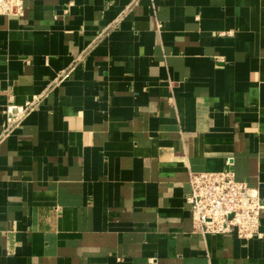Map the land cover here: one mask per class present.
Wrapping results in <instances>:
<instances>
[{"label":"crops","instance_id":"1","mask_svg":"<svg viewBox=\"0 0 264 264\" xmlns=\"http://www.w3.org/2000/svg\"><path fill=\"white\" fill-rule=\"evenodd\" d=\"M131 1L0 16V264H264V0ZM224 171L260 238L195 230L189 175Z\"/></svg>","mask_w":264,"mask_h":264},{"label":"built area","instance_id":"2","mask_svg":"<svg viewBox=\"0 0 264 264\" xmlns=\"http://www.w3.org/2000/svg\"><path fill=\"white\" fill-rule=\"evenodd\" d=\"M132 0L126 12L137 4ZM24 0H0V16L22 18ZM107 30V29H106ZM40 96L21 106L9 104L4 111L2 136L8 135L39 106ZM190 194L185 197L193 226L200 234L231 235L239 239L260 238L261 199L256 189L237 181L229 171L189 175Z\"/></svg>","mask_w":264,"mask_h":264}]
</instances>
